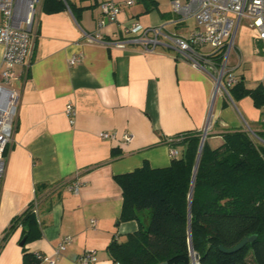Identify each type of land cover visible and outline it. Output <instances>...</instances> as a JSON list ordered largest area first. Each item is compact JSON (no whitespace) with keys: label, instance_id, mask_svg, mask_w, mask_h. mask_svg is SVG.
Listing matches in <instances>:
<instances>
[{"label":"crops","instance_id":"0c3cea01","mask_svg":"<svg viewBox=\"0 0 264 264\" xmlns=\"http://www.w3.org/2000/svg\"><path fill=\"white\" fill-rule=\"evenodd\" d=\"M103 1L69 0L79 9L78 19L69 7L47 13L44 0L38 6L31 56L16 68L13 86L21 100L0 185V264H23L25 249L51 257L67 237L72 241L57 264H78L79 257L91 250L97 253V264H114L108 246L139 228L136 221L119 222L123 191L116 176L145 164L168 167L170 141L185 133H202L210 114L213 122L206 140L214 149L224 143L226 133L244 130L241 117L255 132H264L263 109L251 97L238 101L224 94L214 97L213 78L167 43L156 53L133 44L84 43L82 30L98 32L102 20L107 41L122 37L120 25L103 16ZM134 1L124 7L120 23L138 20L144 27H163L182 37L200 30L195 19L177 21L173 0H151L150 12L141 0ZM235 44L229 68L248 89H255L262 85L264 59L249 23L238 28ZM4 51L0 45V69ZM79 52L83 62L70 66L69 59ZM257 69L261 76H253ZM254 84L259 85L252 88ZM70 101L77 110L74 125L66 114ZM103 132L117 139H102ZM126 133L134 135L131 143L123 142ZM76 183L82 184L78 194L72 191ZM36 201L41 237L22 246L20 226L4 240L13 221Z\"/></svg>","mask_w":264,"mask_h":264},{"label":"trees","instance_id":"16d2710c","mask_svg":"<svg viewBox=\"0 0 264 264\" xmlns=\"http://www.w3.org/2000/svg\"><path fill=\"white\" fill-rule=\"evenodd\" d=\"M141 1L150 12L152 1ZM68 7L78 19L79 9L69 0H44L47 13ZM229 93L233 101L251 97L257 108L264 107L263 85L248 89L240 79ZM257 135L260 140L230 131L215 149L206 140L199 160L202 134L185 133L171 145L182 153L168 167L145 164L116 176L123 191L119 222L136 221L139 228L108 246L114 264H264V132ZM33 207L13 221L4 240L20 226L25 245L41 237ZM252 236L257 239L235 253L220 249ZM37 255L25 249L23 264H41Z\"/></svg>","mask_w":264,"mask_h":264},{"label":"built area","instance_id":"2783aa9c","mask_svg":"<svg viewBox=\"0 0 264 264\" xmlns=\"http://www.w3.org/2000/svg\"><path fill=\"white\" fill-rule=\"evenodd\" d=\"M134 0L117 3L105 0L100 8L103 16L122 28V37L116 41H107L103 34L105 21L99 23V31L87 33L82 30L84 43L112 45H139L146 53H156L157 47L164 43L177 52L178 56L191 63L196 69L210 75L215 83L214 97L225 94L231 101L229 90L239 83V78L229 68V60L236 44L238 28L244 20L250 24L255 38L261 42L264 59V0H173L172 8L178 22L195 19L200 30L189 37H182L164 30L163 27H144L138 20L122 24L119 17L124 7L132 6ZM42 0H0V45L5 49L2 69H0V185L7 173V150L13 143L16 119L19 111L21 92L14 88L17 79L16 68L29 62L34 23L38 6ZM210 48V51H204ZM217 58L221 61L217 62ZM84 60L79 52L69 59L70 66H77ZM263 121H264V107ZM66 114L72 125L76 122L77 110L72 101L67 105ZM212 114L209 115L202 138H207L212 126ZM244 131L254 139L260 140L257 132L246 124ZM100 137L115 140L117 135L103 132ZM134 135L126 133L122 140L131 143ZM183 136L171 140L170 155L172 159L180 156L171 145L179 143ZM82 184L76 183L72 191L78 194ZM34 212H38V201L34 203ZM1 240V239H0ZM72 238L67 237L58 245L51 257L38 254L42 262L57 264L70 244ZM96 251H87L78 259V264H97ZM197 264V262H195Z\"/></svg>","mask_w":264,"mask_h":264},{"label":"water","instance_id":"95a60500","mask_svg":"<svg viewBox=\"0 0 264 264\" xmlns=\"http://www.w3.org/2000/svg\"><path fill=\"white\" fill-rule=\"evenodd\" d=\"M205 141H206V138L203 137L202 138V142H201V147H200V154H199V160H200V156H201V152L203 150V147H204V144H205ZM199 162V161H198ZM192 196H193V191L191 193V199H192ZM26 238L25 237L23 239V241L21 242V245L24 246L25 243H26ZM257 239V236H252V237H249V238H246L244 239L240 244H238L237 246H235L234 248L232 249H225V247L221 246L220 249L221 251H223L224 253H227V254H232V253H235L241 249H243L248 243H253L255 240ZM193 251V250H192ZM199 259L198 256L195 257V261H197ZM164 264H167V263H164Z\"/></svg>","mask_w":264,"mask_h":264},{"label":"rangeland","instance_id":"374dc122","mask_svg":"<svg viewBox=\"0 0 264 264\" xmlns=\"http://www.w3.org/2000/svg\"><path fill=\"white\" fill-rule=\"evenodd\" d=\"M246 23H248L247 20H244L243 23H242V25H245ZM232 61H234V53H233L232 56H231V63H232ZM242 74H243V70H241V71H239V73H237L238 76H241ZM255 75H257V76H261V73H260L259 69L253 71V76H255ZM257 85H259V84H254V85L252 86V88H255ZM262 85L264 86V78H263V81H262ZM219 94H220V93H219ZM224 95H225V94H224ZM236 104H237V103H236ZM241 119H242V123H243V125L246 126V123H245L244 119H243L242 117H241ZM247 124H248V123H247ZM248 125L250 126V124H248ZM250 128H251L252 130L254 129L252 126H250ZM251 264H252V262H251Z\"/></svg>","mask_w":264,"mask_h":264}]
</instances>
